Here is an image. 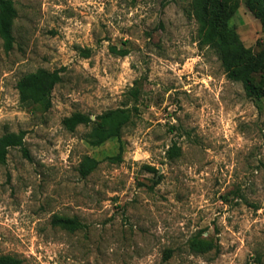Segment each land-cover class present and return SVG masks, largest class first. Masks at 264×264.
Here are the masks:
<instances>
[{
  "label": "rangeland",
  "instance_id": "rangeland-1",
  "mask_svg": "<svg viewBox=\"0 0 264 264\" xmlns=\"http://www.w3.org/2000/svg\"><path fill=\"white\" fill-rule=\"evenodd\" d=\"M13 2L14 48L0 37V138L25 132L28 155L11 148L0 161V256L264 264V72L261 97L229 79L218 54L199 44L190 0ZM227 23L245 49L264 50V26L242 0ZM39 70L62 75L48 111L23 104L17 88ZM134 106L121 162L108 160L119 141L94 147L103 134L63 125L76 112L95 120ZM86 156L100 163L83 178ZM57 216L83 228L55 226Z\"/></svg>",
  "mask_w": 264,
  "mask_h": 264
},
{
  "label": "trees",
  "instance_id": "trees-1",
  "mask_svg": "<svg viewBox=\"0 0 264 264\" xmlns=\"http://www.w3.org/2000/svg\"><path fill=\"white\" fill-rule=\"evenodd\" d=\"M193 14L198 23L199 44L201 47L212 48L219 56L225 73L229 79L242 82L249 96L261 97L260 85L256 83V76L264 72V50L255 53L245 49L238 34L229 28L227 21L237 9L240 0H190ZM247 8L260 20L264 26V0H242ZM18 18V10L13 0H0V37L4 42L7 52L14 48L16 37L14 35V24ZM119 56H127V49L111 48ZM89 57V50H84ZM62 81L60 70H39L29 74L18 82V91L21 101L29 107H37L48 111L52 107V95L55 87ZM141 90L134 87L129 95L137 102ZM138 112L137 106L133 108L122 107L109 110L92 120L91 116L82 112H76L63 121L64 127L74 132L79 126H90L94 133L103 134V137L90 142L94 147L103 145L108 141L120 142V151L117 156L109 157L112 162H121L123 154L122 135L124 129L133 122ZM25 132L8 133L0 138V161L4 162L11 148H22L28 155L25 146ZM173 154L177 155L180 149L172 148ZM99 161L93 157L86 156L79 166V173L87 178L99 166ZM150 171L157 173L153 167ZM53 225L59 226L70 232L83 228V224L77 218L55 217ZM0 264H22L20 259L12 256H0Z\"/></svg>",
  "mask_w": 264,
  "mask_h": 264
}]
</instances>
